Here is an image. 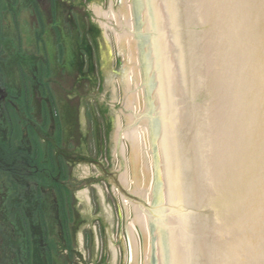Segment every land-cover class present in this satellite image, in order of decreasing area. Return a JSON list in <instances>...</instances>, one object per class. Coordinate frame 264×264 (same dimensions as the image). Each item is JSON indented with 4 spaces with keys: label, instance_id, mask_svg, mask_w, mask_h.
<instances>
[{
    "label": "water",
    "instance_id": "95a60500",
    "mask_svg": "<svg viewBox=\"0 0 264 264\" xmlns=\"http://www.w3.org/2000/svg\"><path fill=\"white\" fill-rule=\"evenodd\" d=\"M136 4L174 163L154 138L159 264H264V0Z\"/></svg>",
    "mask_w": 264,
    "mask_h": 264
},
{
    "label": "flooded vegetation",
    "instance_id": "af4514ba",
    "mask_svg": "<svg viewBox=\"0 0 264 264\" xmlns=\"http://www.w3.org/2000/svg\"><path fill=\"white\" fill-rule=\"evenodd\" d=\"M86 1L0 0V264H82L80 238L88 246L73 169L87 163L110 175L87 144L77 151L86 139L79 109L54 103L53 79L71 68L93 82L100 29L76 7Z\"/></svg>",
    "mask_w": 264,
    "mask_h": 264
},
{
    "label": "rangeland",
    "instance_id": "374dc122",
    "mask_svg": "<svg viewBox=\"0 0 264 264\" xmlns=\"http://www.w3.org/2000/svg\"><path fill=\"white\" fill-rule=\"evenodd\" d=\"M127 2L128 4L132 2L134 6L130 18L131 28H127L126 32H132L133 25L136 27L137 36L135 37L140 42L141 50L138 58H142L140 62H144L148 53L147 40L136 0ZM122 6L123 0H90L82 5H76L81 11H86L87 14L90 12L92 23L100 29V32L95 33L94 36L95 38L98 36L100 41L99 50L93 51V61H95L92 73L93 82L91 84L87 80L85 83V79H79L71 68L67 69V64L66 77L58 74L60 70H57L53 77L54 84L58 86L55 102L54 100L53 102L65 103L68 106L72 104L74 108L79 109L78 127L87 140L81 145V142H78L77 151L81 152L78 147L83 148L84 144H87L88 154L94 157L98 155L99 159H103L106 170L113 176L104 178L98 169L87 163L73 169L76 181L82 188H78L77 200L81 203L83 215L87 220L86 230H89L92 235L91 239H86L87 249L83 250L81 238L78 243L80 246L78 250L81 253L77 254L75 262L82 264H159L154 246L158 243L159 230L155 228L153 222L155 219L146 211L147 208L141 205V209L148 218V222H145V230H142L137 223L134 224L132 222L134 202L127 197L132 195L140 198V195L132 194V189H134L132 179L135 174L143 188L141 198L144 197L143 201L151 208L157 207L151 175L157 171L154 163L148 162L153 139L159 138V132H157L159 122L155 118L154 102L151 97L153 82L146 76L147 72L146 75L144 73V62L141 70L146 91L145 100L149 109L147 115L152 119L147 128L148 132L145 131L142 134L144 143H142L141 163L137 169L130 160L129 142L121 131L126 129L130 116L126 108V98L128 92L135 88L128 86L126 80L128 47L123 46L120 39L122 32L123 34L126 32L121 28V20L117 17ZM104 15L106 18L103 17ZM70 59L74 60V65H79L77 58L71 55ZM141 81L142 79L140 83ZM54 84L52 83V87ZM139 89L140 86H138ZM73 91L77 93V96L76 93H72ZM81 96L84 98L81 99ZM141 107L143 108V105ZM91 120L99 124L101 132L100 136L95 134L94 141L93 134H91L94 123ZM143 170L147 173L146 181L143 180ZM122 176L126 184L121 181ZM90 181L93 185L87 186V182ZM90 199L92 204L89 203ZM156 212L158 213V210ZM148 255L149 261L147 262Z\"/></svg>",
    "mask_w": 264,
    "mask_h": 264
},
{
    "label": "bare ground",
    "instance_id": "6f19581e",
    "mask_svg": "<svg viewBox=\"0 0 264 264\" xmlns=\"http://www.w3.org/2000/svg\"><path fill=\"white\" fill-rule=\"evenodd\" d=\"M125 1V2H124ZM128 0H123V6L120 9V12L117 14V17L121 20V28L124 29L126 32L127 28L130 27V18L132 17V7L134 6L132 2L128 4ZM101 13V12H100ZM106 18V16H103ZM107 20L109 18L107 17ZM108 22V21H107ZM137 36V29L136 27H132V32L130 33H124L120 35V39L122 42V45H126L128 47L127 49V54L126 58L127 60V67H128V72L126 74V80H127V85L135 87L132 90L128 92L127 98H126V108L128 109L130 116L128 118V124L125 130H121L123 132L124 138L128 140V145L130 147V160L133 163L134 167L138 169L140 163H141V154H142V146L144 143V138L142 137V134L148 132L147 128L150 126L151 119L147 115L148 106L147 102L145 100V86L143 85L144 80L142 78V70L141 67L143 66L145 62V69L144 73L146 75L147 72V77L151 79L153 82V91L151 94L152 101L154 102V109H155V118L158 120V127H157V132H159V137H163L162 140V147L161 150H167L166 151V159L170 161L172 164V158H171V153L169 149V144L167 140V135H166V116H165V106H159V100H158V93H157V85H156V78H155V71H154V65L152 62L151 54L149 51L148 44H146V49L148 51L147 53V58L146 61L140 62L142 58H138V54H141L140 50V42L138 39L135 37ZM142 79L141 83L140 80ZM138 86H140V89L138 90ZM144 102V103H143ZM143 105V108L141 107ZM143 112V115L141 113ZM151 151V148L149 149ZM143 159V157H142ZM145 168V165H144ZM143 176H144V181L147 180V173L145 170H143ZM121 181H123L126 184L125 179L123 176L121 177ZM133 188L132 189V194H138L140 195V200L143 201V188L140 186V180L137 178L134 174L133 179ZM144 202V201H143ZM132 207L133 211V223H137L142 230H145V222H148V218L141 209V204L138 202H134ZM144 206L147 208L146 211L150 213V215L155 219L154 224L155 228L159 229L158 230V242L164 241L163 239V234H162V228H161V223H160V218H159V212L157 213L156 211L158 210V207H152L145 205ZM152 210H155V212H152ZM147 262L149 261V255L147 256Z\"/></svg>",
    "mask_w": 264,
    "mask_h": 264
}]
</instances>
